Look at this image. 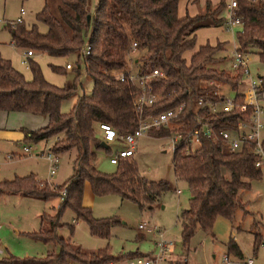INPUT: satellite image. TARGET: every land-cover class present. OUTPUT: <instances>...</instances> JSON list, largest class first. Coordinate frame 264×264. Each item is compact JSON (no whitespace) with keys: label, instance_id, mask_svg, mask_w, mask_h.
<instances>
[{"label":"trees","instance_id":"16d2710c","mask_svg":"<svg viewBox=\"0 0 264 264\" xmlns=\"http://www.w3.org/2000/svg\"><path fill=\"white\" fill-rule=\"evenodd\" d=\"M86 1L43 0L44 5L35 18L46 25L44 33L38 30L37 24L31 27L24 26L23 21L6 24L13 45L49 57L76 54L78 68L71 85L57 86L44 78L34 59L27 57L31 73V79L27 80L10 60L0 55V111L28 113L47 119L45 126L39 129H22L20 144L53 139L51 151L54 154L75 152L72 174L61 185L40 181L32 174L0 181V198L20 196L44 203L62 200L57 207L51 206L40 215V227L31 234L34 240L57 252L50 251L40 259L8 256L0 264L114 262L106 249L87 253L58 235L64 226L60 222L64 211L71 210L74 221L85 224L91 236L107 239L118 221L95 219L91 209L83 206L85 184L90 186L94 197L115 195L134 203L140 210L151 209L170 190L163 181L149 182L142 178L133 156L120 159L111 174L99 171L95 165L97 154L101 150L108 151L102 142L100 124L109 125L118 135L132 134L140 119L184 104L177 119L179 128L163 126L149 130L147 135L169 138L181 133L187 136L196 128V117L212 128V138L200 137L196 148L186 153L180 147L172 155L174 178L185 182L189 192L188 207L177 216L184 248L198 231L213 236L212 229L218 218L232 222L237 210L248 214L241 193L250 190V181L261 179L262 172L255 168L256 156L251 144H245L239 152H231L220 135L235 128L237 120L244 116L243 111L234 107L229 112H211L195 107L200 98L219 99L213 94L215 88L207 85L211 80L218 85H228L234 91L236 106L244 100L240 90L244 84L242 72L215 67L224 58L220 53L225 51L226 42H205L196 46L197 29L224 26L226 18L220 12L227 8V3L224 0L216 5L206 2L201 14L179 17V0H97L92 12L86 10ZM232 13L233 18L240 20V29L235 34L238 49L244 52L255 49L258 59L264 63V1L237 0ZM131 42L146 51L139 58L140 74L158 69L167 75V79L157 76L149 82L158 98L141 108L133 104L137 87L127 79L118 78L128 70L129 54L133 53ZM85 43L90 51L81 60L79 52ZM190 50V56L185 57ZM81 61L84 72L93 81L92 91L78 97L73 107L63 113L61 104L75 93ZM49 67L57 73L66 71L65 67L53 64ZM260 81L264 86V77H260ZM62 191H65L63 198ZM70 229L73 231L74 226ZM262 241L260 235L254 236L253 251ZM226 251L243 260L234 241L227 242Z\"/></svg>","mask_w":264,"mask_h":264},{"label":"rangeland","instance_id":"374dc122","mask_svg":"<svg viewBox=\"0 0 264 264\" xmlns=\"http://www.w3.org/2000/svg\"><path fill=\"white\" fill-rule=\"evenodd\" d=\"M96 3L97 0H87L86 10L92 12ZM43 5V0H0V55L4 59L10 60L12 66L29 79H31V73L27 68L25 50L11 44L12 38L6 28V23L15 21L20 14L19 10L23 8L25 10L22 18L24 26L31 27L33 24H37L38 30L44 33L47 30L46 25L36 21L35 18ZM227 13V8L220 12L223 18L227 17ZM214 29L209 32L211 33L208 35L209 41L216 40V37L218 40L233 39L225 26L221 25ZM239 29V26L233 28L234 36ZM204 34L208 33L204 30L198 32L196 46L205 43ZM145 52V49L137 47L135 52L129 54L128 69L131 73L138 72L141 65L139 58ZM191 52L192 50L186 52L185 57L190 56ZM33 54L35 53L33 52ZM247 55L251 76L255 80L264 77V63L258 59L257 51L251 49ZM220 56H224V58L215 67L229 72L233 71L231 48L228 47L222 51ZM30 58L40 65L44 78L54 85L68 86L76 78L78 68L76 54L63 58L41 54ZM67 62L72 63L73 69L57 73L49 67L50 64H53L63 68ZM78 71L75 93L61 104L63 113H67L73 107L78 97L89 95L92 91L93 81L84 72L82 61ZM240 90H245L244 85L240 87ZM218 91L224 96H234V91L228 85H219ZM34 120L26 113L0 111V181H11L16 177L22 178L32 174L40 181L61 185L72 174L74 151L60 155L59 167L53 178L49 177L48 165L41 157L7 159L9 155L21 154L22 147H31L33 155L52 147L53 139L36 144L18 145L6 141L7 136L14 135L19 129L34 126ZM171 146L168 138H154L145 135L138 139L132 157L142 178L149 182L163 181L168 185L170 190L161 198L160 202L154 204L151 209L140 210L134 203L123 201L115 195L94 197L93 206L90 207L92 216L98 220L118 221V224L110 229L109 238L102 239L91 236L87 226L81 222L77 223L71 231L70 227L73 226L75 217L69 209H66L61 217L60 222L64 226L58 231V235L65 240H70L74 247H80L87 253L106 249L109 255L115 259L114 262H108V264H127L129 260L137 257L136 254L146 258L154 253L153 236L137 229L139 224L144 223L148 228H158L164 239L176 244L175 250L185 258L177 259L178 262H174V264H182L180 261H184V259L186 260L185 264H224V257H228L232 264H241L247 258H252L254 264H264V246L260 245L256 251H253L254 236L260 235L262 239L264 238V168L261 169V179L250 181V190L241 193V201L246 205L245 210L248 214L237 210L232 222L218 218L212 229L213 236L198 231L189 241L188 246L183 248L177 216L181 211L187 209L189 192L185 182L176 181L174 178ZM123 148V144L116 142L107 144L108 151L101 150L97 154L95 162L97 169L106 174L115 172L116 166L110 164V156ZM177 191L179 194L176 193ZM60 202L62 200L59 199L45 204L25 197L22 199L9 196L1 197L0 252L2 255H0V262L8 256L16 259H40L50 251L57 252V249L34 240L31 234L37 231L38 217L48 211L51 206L57 207ZM234 235L237 237L236 242L242 251L243 260L237 259L226 251L225 245Z\"/></svg>","mask_w":264,"mask_h":264},{"label":"built area","instance_id":"2783aa9c","mask_svg":"<svg viewBox=\"0 0 264 264\" xmlns=\"http://www.w3.org/2000/svg\"><path fill=\"white\" fill-rule=\"evenodd\" d=\"M264 1V0H263ZM237 6V0H228L227 2V17L224 24L225 28L232 32L233 28L240 26V20L233 18V10ZM25 10L21 8L19 15L15 21L7 22L6 24H15L23 21L22 17ZM234 47L231 52V68L233 70H239L243 74V82L245 90L241 91L244 97L243 103L236 106L234 96H224L218 91V84L215 81H208V86H213L215 90L213 94L219 96V99H204L200 98L196 102L197 110H208L211 112H229L234 107H237L238 111H243L244 116L237 120L235 128L231 131H223L220 133L223 141L225 142L226 149L231 152H239L245 144H251L252 153L256 156L255 168H264V147L262 141L264 140V86L261 84L260 77L255 80L249 71L248 67V55L247 52L238 49V45L234 36ZM135 42L130 43L131 52H135L137 48ZM90 46L85 43L84 47L80 50L79 56L83 60L89 55ZM33 55L31 50L25 51V56L30 57ZM66 70L73 69L71 62L65 64ZM161 77L167 79V75L158 69H154L150 72L140 74L131 73L128 69L125 74H120L118 78L120 80H128L133 83L138 92L133 98V104L137 108H141L144 105H151L158 98L152 92L149 82L155 77ZM184 110V104H180L177 107L168 109L157 115H150L140 119L137 130L132 134L118 135L117 132L107 124H100L99 130L102 136V142L107 146L109 143L116 142L123 144L124 148L117 151L115 154L110 156V164L116 165L120 159L132 157L136 149V143L139 138L147 135L149 130L159 129L161 127H176L179 128V122L177 119ZM196 128L189 133L187 136L181 133H176L170 136L172 151L183 147L185 152L188 153L191 149L199 146L200 137L212 138V128L203 122L200 117H196ZM41 157L48 165L49 177L53 178L58 170L60 159L59 156L51 151V148L40 152L39 154L33 155L31 147H22L21 154H12L7 156V159L13 160L14 158L19 160L23 158ZM179 194V192H176ZM61 198L65 197V191L60 193ZM138 231H148L156 237L154 242L155 250L154 253L146 258L136 257L128 261L127 264H174L178 262L172 259V251L176 249V244L172 241L164 239L162 232L156 228H148L146 224H139L137 227ZM264 243V239H263ZM262 245V244H261ZM184 262V263H183ZM185 264L186 260L180 261ZM224 264H232L229 262L228 257L223 258ZM108 264V263H107ZM110 264V263H109ZM241 264H254L252 258L244 260Z\"/></svg>","mask_w":264,"mask_h":264},{"label":"crops","instance_id":"0c3cea01","mask_svg":"<svg viewBox=\"0 0 264 264\" xmlns=\"http://www.w3.org/2000/svg\"><path fill=\"white\" fill-rule=\"evenodd\" d=\"M220 0H179V2H178V15H179V17H183V16H185L186 14H188V15H190V16H194V15H196V14H201L203 11H204V6H205V4H206V2H210V4L211 5H216L218 2H219ZM226 3H227V1L228 0H224ZM24 14H25V12H24ZM23 14V15H24ZM23 18V17H22ZM215 27H206L205 29L204 28H200V29H197L196 31H195V36H196V38H197V34H198V32L199 31H206V33H208V34H204L203 35V37L206 39V41L205 42H209V43H211V44H214L216 41H224V42H226V44H225V46H224V49L226 50L228 47L229 48H231V52H232V49H233V47H234V43H235V40H234V35L230 32V34H231V37L233 38V39H217V37H216V40H212V41H209V38H208V35H210L211 33H209V32H211V31H213V30H215L214 29ZM217 28H219V27H217ZM214 36V35H213ZM12 44V43H11ZM201 44H204V43H201ZM201 44H199V45H201ZM42 53H35V54H33L32 56H39V55H41ZM31 57V56H30ZM28 68V67H27ZM27 80L29 79L28 77H25ZM27 115H29L30 117H32L33 119H35L34 120V122H35V125L34 126H30V127H28V128H26L27 130H34L36 127V129H39V128H41V127H43V126H45V124H46V121H47V119L45 118V117H43V116H35V115H31V114H28V113H26ZM22 129L23 128H21V129H19L17 132H15V134L14 135H11V136H7L8 138H6L7 140L6 141H8V142H11V143H13V144H15V145H18V144H20V142H21V140H22V138H23V134H22ZM35 129V130H36ZM3 137H5V136H3ZM134 155V154H133ZM59 159H60V156H59ZM57 185V184H56ZM8 197V196H7ZM9 197H13V198H19V199H22V198H24V197H20V196H9ZM29 199H32V198H29ZM33 200H36V199H33ZM37 201H40V200H37ZM40 202H42V201H40ZM44 203V202H43ZM93 203H94V196L92 195V192H91V189H90V186L88 185V184H85V186H84V191H83V199H82V204H83V206L84 207H87V208H90V207H92L93 206ZM46 204V203H45ZM77 223L78 222H76V221H74L73 220V226H75V225H77ZM39 227H40V220H39V217H38V228H37V230L39 229ZM1 228V227H0ZM239 231V230H238ZM237 231V232H238ZM147 234H149V235H152L150 232H148V231H145ZM153 236V235H152ZM153 238V240L155 241V239H156V237L155 236H153L152 237ZM264 239V238H263ZM230 240H232V241H234L236 244H237V237L234 235ZM262 246H264V243H263V241H262ZM184 248V247H183ZM225 248H226V245H225ZM241 250V249H240ZM181 252V251H180ZM242 252V251H241ZM179 254V252H177L175 249L172 251V259H175V260H183V258H185V257H183V255L181 256L180 254ZM0 255H2L1 254V252H0ZM188 258V257H187ZM248 259V258H247ZM246 259V260H247Z\"/></svg>","mask_w":264,"mask_h":264},{"label":"water","instance_id":"95a60500","mask_svg":"<svg viewBox=\"0 0 264 264\" xmlns=\"http://www.w3.org/2000/svg\"><path fill=\"white\" fill-rule=\"evenodd\" d=\"M104 144V143H103ZM105 147H106V145H105Z\"/></svg>","mask_w":264,"mask_h":264}]
</instances>
